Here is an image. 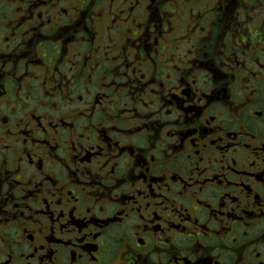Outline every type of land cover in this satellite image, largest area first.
I'll return each mask as SVG.
<instances>
[{"label":"flooded vegetation","instance_id":"af4514ba","mask_svg":"<svg viewBox=\"0 0 264 264\" xmlns=\"http://www.w3.org/2000/svg\"><path fill=\"white\" fill-rule=\"evenodd\" d=\"M0 264H264V0H0Z\"/></svg>","mask_w":264,"mask_h":264}]
</instances>
